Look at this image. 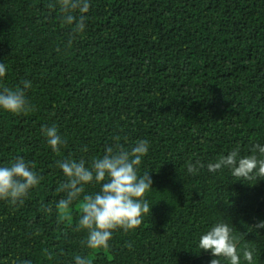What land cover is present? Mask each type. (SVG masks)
I'll use <instances>...</instances> for the list:
<instances>
[{
    "label": "trees",
    "instance_id": "obj_1",
    "mask_svg": "<svg viewBox=\"0 0 264 264\" xmlns=\"http://www.w3.org/2000/svg\"><path fill=\"white\" fill-rule=\"evenodd\" d=\"M50 3L0 0V89L31 81L35 106L27 115L0 109V166L23 157L43 177L22 205L0 200V264H75L77 255L92 264H210L198 243L218 222L264 264V228L255 227L264 221V178L207 168L237 145L241 156L264 146V0H90L71 48V26ZM53 124L67 145L59 155L41 131ZM117 136L126 148L149 141L140 172L152 177L153 206L138 229L92 250L81 243L87 232L75 231L78 202L71 222L57 223L66 177L56 161H90ZM197 160L205 167L188 174Z\"/></svg>",
    "mask_w": 264,
    "mask_h": 264
},
{
    "label": "clouds",
    "instance_id": "obj_2",
    "mask_svg": "<svg viewBox=\"0 0 264 264\" xmlns=\"http://www.w3.org/2000/svg\"><path fill=\"white\" fill-rule=\"evenodd\" d=\"M57 4L61 13L62 26H71L67 47L71 48L78 34H83L87 28L90 0H56L49 8L55 10ZM79 15H76V13ZM60 49H57L59 51ZM7 66L0 63V78L6 76ZM22 85V86H21ZM21 85L14 89H0V109L14 115H27L35 110L27 98L26 91L32 87L31 81L22 80ZM42 134L46 137L51 150L57 155L66 147V140L60 135L56 125L43 126ZM114 145H106L104 154L93 157L90 161L81 158L60 159L56 167L63 171L66 179L59 183L57 193L64 196L56 202L57 223L71 222L72 206L78 202L80 213L75 231H86L87 237L81 243L92 250H108L113 239V233L123 230L124 233L135 231L144 223V217L151 214L148 194L153 189L150 172L141 174L140 166L148 154V140H137L126 148L120 143V137L114 138ZM87 147L83 151H87ZM258 151L259 156L255 153ZM252 155H240V147H234L228 155H221L215 163H209L210 172L224 168L241 180L264 178V146L256 143ZM202 161H189L186 165L188 174L196 175L204 168ZM33 161L23 157L16 158L6 166H0V200L7 201L12 206L22 205L30 192L37 188L43 177L40 176ZM99 185L100 190L88 193L86 186ZM43 211L52 212V208L41 203ZM264 228V221L255 225ZM37 231L36 235H39ZM241 237L234 233L226 222L214 224L201 235L199 249L210 252L214 257L210 264H241V257L247 264H254V250L248 246L241 247ZM131 247V245H128ZM15 264V262H13ZM22 264H31L24 261ZM75 264H92L91 259L75 256Z\"/></svg>",
    "mask_w": 264,
    "mask_h": 264
}]
</instances>
